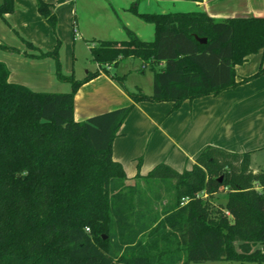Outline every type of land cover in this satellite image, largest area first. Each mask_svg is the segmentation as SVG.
<instances>
[{"label":"trees","instance_id":"trees-1","mask_svg":"<svg viewBox=\"0 0 264 264\" xmlns=\"http://www.w3.org/2000/svg\"><path fill=\"white\" fill-rule=\"evenodd\" d=\"M36 1L54 29L52 6ZM14 10V0H0L8 27L5 16ZM130 11L154 26V39L142 41L122 25L126 41H89L98 68L81 80L62 72L60 41L44 52L19 37L22 55L51 59L55 79L69 84L68 92L12 83L0 61V264H264V170H252L251 153L207 146L190 170L159 163L131 181L112 159V143L134 104L171 102L176 110L186 100L217 96L264 75L261 67L237 81L235 72L248 56L264 53V17ZM0 49L20 53L5 44ZM127 59L153 72L150 95L128 91L126 75L110 74L108 68ZM100 74L117 82L132 104L76 122L75 94ZM137 181H173V202L158 210L159 194L146 195L132 185ZM220 187L226 201L214 209L201 194L210 197Z\"/></svg>","mask_w":264,"mask_h":264},{"label":"crops","instance_id":"crops-1","mask_svg":"<svg viewBox=\"0 0 264 264\" xmlns=\"http://www.w3.org/2000/svg\"><path fill=\"white\" fill-rule=\"evenodd\" d=\"M42 1L52 6L56 16L54 29L38 13L36 0H14V12L5 16L10 27L0 18V39L10 41L11 44L5 45L20 52L16 54L0 49V61L8 69L10 82L30 90L43 91L49 88L54 67L48 60L24 57L22 53L25 46L20 38L44 52L52 51L57 41H60L65 53L70 52L72 60L76 48L89 52L88 42L91 40L126 41L128 38L122 25L142 41L154 39V26L140 20L130 11L136 0ZM155 2L157 5L180 3L183 7L180 13H205L215 20L264 17V0ZM137 12L177 13L170 12L167 6L150 12ZM129 60L133 59L126 61ZM123 62L118 65L120 68L124 67ZM261 67L264 68V53L248 56L244 64L235 68L236 80L254 75ZM97 68L95 65L94 71ZM111 68H108L110 74ZM70 71L74 74L72 65ZM134 87L137 89V86ZM131 104L132 100L117 82L108 75L100 74L76 92L73 116L76 122H82ZM207 146L230 152H249L251 159L264 151V75L217 96L186 100L176 110H172L171 102L143 101L134 104L112 143V159L122 166L126 178L131 181L137 173L140 176L147 175L159 163H165L178 172L190 170L196 157Z\"/></svg>","mask_w":264,"mask_h":264},{"label":"rangeland","instance_id":"rangeland-1","mask_svg":"<svg viewBox=\"0 0 264 264\" xmlns=\"http://www.w3.org/2000/svg\"><path fill=\"white\" fill-rule=\"evenodd\" d=\"M133 7H136L137 11L146 10L147 12L154 11L156 8L163 6L165 8L167 6L170 12H179L180 3L173 4L172 2H167L166 4H156L155 0H136L132 4ZM10 41H3L0 39V44H8ZM11 44V42H10ZM26 51V48H25ZM29 52V51H28ZM70 52L65 53L64 45L61 43L60 47V62L62 65V72L66 75L71 73V65L74 71V78L76 80H80L83 78L87 72H93L95 69V64L91 61L90 53L86 49L80 50L79 48L75 49L74 58L73 60L70 58ZM48 60L52 65L53 61L51 59ZM123 68L119 66L111 68V75H116L118 77L123 76L124 74L127 75L126 80L124 81V85L131 91L136 92L134 86H137L139 90L144 94H151L152 93V86H153V72L149 69L144 70L141 72V63L137 59H133L132 61L124 60ZM55 76L53 75L52 83L49 88L44 89L45 92H53V93H64L70 90V85L66 83L59 82L55 80ZM251 167L253 169L264 170V151L259 152L253 156L251 159ZM135 183V184H134ZM173 184L174 182H170L169 184L162 185H151L150 183L144 181H137L132 182V185H136L141 191L145 192L146 195H153L159 194L160 201L155 205V207L160 210L163 206L170 204L173 202ZM201 198L203 200L208 199L209 205L214 209H219L221 205H223L226 201V194L225 190L220 187L219 192L213 194L212 196L208 197L205 194H201ZM227 214V213H226ZM229 216V214H227ZM202 264H258L256 262H236V261H227L221 260L217 262H205Z\"/></svg>","mask_w":264,"mask_h":264},{"label":"water","instance_id":"water-1","mask_svg":"<svg viewBox=\"0 0 264 264\" xmlns=\"http://www.w3.org/2000/svg\"><path fill=\"white\" fill-rule=\"evenodd\" d=\"M196 41L199 42L200 44H205L206 43V39L204 38H198V37H195ZM220 181V180H219Z\"/></svg>","mask_w":264,"mask_h":264}]
</instances>
